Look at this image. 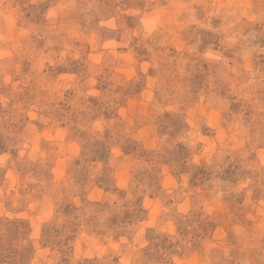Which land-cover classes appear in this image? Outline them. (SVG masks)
<instances>
[{
  "label": "clouds",
  "instance_id": "1",
  "mask_svg": "<svg viewBox=\"0 0 264 264\" xmlns=\"http://www.w3.org/2000/svg\"><path fill=\"white\" fill-rule=\"evenodd\" d=\"M0 264H264V0H0Z\"/></svg>",
  "mask_w": 264,
  "mask_h": 264
}]
</instances>
